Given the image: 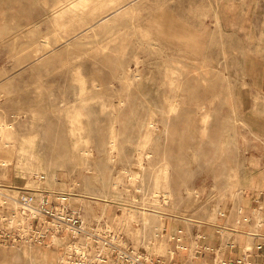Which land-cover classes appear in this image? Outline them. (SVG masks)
<instances>
[{
	"label": "rangeland",
	"instance_id": "1",
	"mask_svg": "<svg viewBox=\"0 0 264 264\" xmlns=\"http://www.w3.org/2000/svg\"><path fill=\"white\" fill-rule=\"evenodd\" d=\"M257 142L264 0H0L1 182L75 192L141 244L247 205ZM59 256L0 243V264Z\"/></svg>",
	"mask_w": 264,
	"mask_h": 264
},
{
	"label": "built area",
	"instance_id": "2",
	"mask_svg": "<svg viewBox=\"0 0 264 264\" xmlns=\"http://www.w3.org/2000/svg\"><path fill=\"white\" fill-rule=\"evenodd\" d=\"M74 193L0 181V243L58 247V264H264L262 202L218 206L210 220L181 216L184 223L174 227L155 222L139 244L108 219H87L72 201ZM152 210L162 212L156 206Z\"/></svg>",
	"mask_w": 264,
	"mask_h": 264
},
{
	"label": "crops",
	"instance_id": "3",
	"mask_svg": "<svg viewBox=\"0 0 264 264\" xmlns=\"http://www.w3.org/2000/svg\"><path fill=\"white\" fill-rule=\"evenodd\" d=\"M255 146H256V151H257V154L255 155V161H256V167H249V171H256V177L257 178H264V175H263V172L264 170H262V166L260 168V162L263 161L264 159H262L261 155L263 154L262 152V148H260V146H263L261 144H259L258 142L255 143ZM258 154H261L260 156ZM254 163V160L250 161V164L253 165ZM260 170V171H259ZM248 171V172H249ZM263 171V172H262ZM249 174V173H248ZM251 175V174H250ZM254 176V175H251V177ZM261 176V177H260ZM249 190V194L251 195L250 198L248 199V201H246L247 205L250 203L253 204V203H256L259 199L263 202L264 204V181H259L257 183H253L251 184L250 186L246 187L245 188V191L244 193H247V191ZM262 231L264 232V227L262 228Z\"/></svg>",
	"mask_w": 264,
	"mask_h": 264
},
{
	"label": "bare ground",
	"instance_id": "4",
	"mask_svg": "<svg viewBox=\"0 0 264 264\" xmlns=\"http://www.w3.org/2000/svg\"><path fill=\"white\" fill-rule=\"evenodd\" d=\"M40 181H42V182H44L45 181V179H41ZM41 186H46L45 184H43V185H37V186H31V187H33V188H35V187H41ZM47 187V186H46ZM23 188H25V187H23ZM48 188H50V187H48ZM52 189H58V188H52ZM59 190H63V189H59ZM65 191H68V190H65ZM71 192V191H70ZM244 204V203H243ZM15 264V263H14Z\"/></svg>",
	"mask_w": 264,
	"mask_h": 264
}]
</instances>
